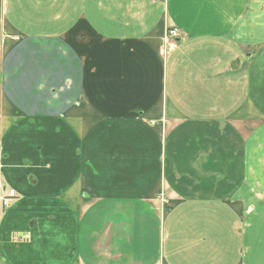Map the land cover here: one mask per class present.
<instances>
[{
  "label": "crops",
  "instance_id": "obj_1",
  "mask_svg": "<svg viewBox=\"0 0 264 264\" xmlns=\"http://www.w3.org/2000/svg\"><path fill=\"white\" fill-rule=\"evenodd\" d=\"M0 73V264H264V0H0Z\"/></svg>",
  "mask_w": 264,
  "mask_h": 264
},
{
  "label": "built area",
  "instance_id": "obj_2",
  "mask_svg": "<svg viewBox=\"0 0 264 264\" xmlns=\"http://www.w3.org/2000/svg\"><path fill=\"white\" fill-rule=\"evenodd\" d=\"M168 34L171 36H175V30L174 29H169ZM16 197V191L13 188H5L3 187L2 190L0 191V202L1 205L4 207H7Z\"/></svg>",
  "mask_w": 264,
  "mask_h": 264
},
{
  "label": "rangeland",
  "instance_id": "obj_3",
  "mask_svg": "<svg viewBox=\"0 0 264 264\" xmlns=\"http://www.w3.org/2000/svg\"><path fill=\"white\" fill-rule=\"evenodd\" d=\"M168 30L166 31V35L164 37V41L170 42V43H174L175 39H177L178 36H177V34H175V36L174 35L171 36L170 34H168ZM2 81H3V75H1V73H0V82H2ZM4 122H5V119H4ZM3 125L4 124L2 123V119L0 118V159H1V156H2V153H1L2 152L1 151V140H2L1 130H2ZM0 181H1V173H0Z\"/></svg>",
  "mask_w": 264,
  "mask_h": 264
}]
</instances>
